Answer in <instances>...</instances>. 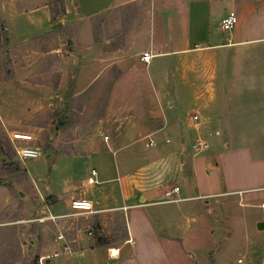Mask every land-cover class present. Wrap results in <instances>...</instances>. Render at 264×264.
Listing matches in <instances>:
<instances>
[{
    "label": "crops",
    "instance_id": "0c3cea01",
    "mask_svg": "<svg viewBox=\"0 0 264 264\" xmlns=\"http://www.w3.org/2000/svg\"><path fill=\"white\" fill-rule=\"evenodd\" d=\"M51 1L0 0V17H4L0 24L9 32L10 45L34 38L24 31L16 36L14 26L23 21L44 33L61 29L69 33L74 46L61 56L62 67L56 70L59 88L68 75L74 82L73 95L99 87L100 80L108 79L118 66L121 72L112 94L126 84L122 89L147 90L152 95L147 106H138L146 115L133 135L147 148L137 153L128 145L134 141H129L122 147L110 146L106 153H92L99 169L92 166L79 185L66 186L62 192L70 200L88 198L79 189L82 184L93 186L101 192L99 201L88 198L96 203L94 212L114 208L116 199L115 208L124 213L126 236L118 247L110 249L117 251V255L111 253L112 264L180 262L177 241L181 237L170 233L168 227H182L176 215L185 216L187 226L195 219L196 213L188 208L194 204L186 205L191 201L199 200L205 211L215 215L230 203L227 196L238 195L239 204L258 205L264 211V195L255 199L256 203L243 202H252L245 194L264 191V0H63L64 13L54 19ZM227 1L229 9H222ZM130 3L146 13L136 32L118 45L110 38L102 41L94 37L93 17ZM231 11L236 21L224 34L221 20ZM53 51L59 50L56 47ZM144 51L152 54L147 63L139 59ZM156 58L164 63L159 72L153 67ZM69 62L74 68L68 74ZM130 63L144 69H125ZM20 81L18 75L5 80L0 77L3 102L13 101L12 108L0 109V123L17 122L21 105L33 92L30 83ZM183 107L192 108L186 120L194 134L188 150L172 148L166 134L171 125H180V142H185L180 119H174L173 124L164 112ZM83 125L77 124L78 128ZM150 139L153 145H148ZM17 141L27 145L30 140ZM79 143L84 146L83 137ZM64 157L70 162L79 159L74 154ZM151 166L155 171L148 169ZM92 169L96 171L95 182L89 183ZM173 186L179 187L176 196L180 199L161 202L164 191ZM47 192L58 200L48 204L44 193L39 194L38 201L34 198L37 209L33 213L38 210L43 217H57L63 203L60 192ZM83 249L95 253L88 244L82 245ZM263 254L247 249L248 264H261ZM187 255L194 257L190 252Z\"/></svg>",
    "mask_w": 264,
    "mask_h": 264
},
{
    "label": "rangeland",
    "instance_id": "374dc122",
    "mask_svg": "<svg viewBox=\"0 0 264 264\" xmlns=\"http://www.w3.org/2000/svg\"><path fill=\"white\" fill-rule=\"evenodd\" d=\"M63 4V0L51 1L55 18L64 13ZM221 8L229 9V2L222 4ZM145 15L144 10L133 3L99 14L92 18L94 37L102 41L110 38L118 45L129 33L138 30ZM3 18L0 17L1 23ZM18 25L14 26L16 36L24 31L34 38L10 45L9 32L4 24H0V77L5 80L18 75L20 82L30 83L34 89L27 96V102L21 105L22 110L19 109V120L12 125L0 123V222H5L0 226V264H34L35 258L39 264H112L111 253L114 254L115 249H110L118 247L126 236L124 213L115 208L116 199L112 203L114 208L73 213L69 197H63L62 192L66 186L79 185L92 166L99 169L92 153H106L110 146L122 147L129 141H134L128 145L137 153L147 148L144 144L142 147L133 135L137 123L146 115L144 110L139 112L138 106H147L152 95L147 90L122 89L127 87L126 84L112 94V85L118 81L121 72L118 66L114 67L112 75L110 73L111 78L100 80L99 87H88L73 95L70 90L74 82L68 75L59 88L56 70L62 67L61 56L65 57V50L71 51L74 46L69 33L61 29L44 33L24 21ZM223 33L227 34L228 30ZM11 35L14 36L13 32ZM56 47L58 53L53 51ZM154 63V71L159 72L164 63L158 58ZM66 67L69 74L74 65L69 62ZM125 69L138 72L144 66L130 63ZM4 94V87L0 86L1 110L13 105V101L3 102ZM164 112L173 124L174 119H180L182 135L185 136V142L181 143L180 125H171L166 133L171 139L170 146L191 149L194 134L186 120L192 114V108H172ZM80 122L85 124L83 128H78ZM12 133L31 135L27 145L38 146L39 156L20 159L16 147L25 143L11 140ZM104 135H108L107 141L103 139ZM81 137L84 146L79 143ZM64 153L74 154L79 159L70 162L65 160ZM148 169L155 171L156 168L151 166ZM46 190L57 195L60 192L63 203L57 217L45 219L38 210L33 213L37 209L33 206L34 198L38 201L39 194L44 193L48 204L58 200L47 195ZM79 190L94 201L101 197V192L90 185L82 184ZM263 195L264 191L247 193L245 196L251 197L252 202H243L256 203L255 199ZM227 197L230 203L222 206V212L215 215L212 211H205L199 200L186 203L194 204L188 208L196 213L188 226L184 222L185 216H175L185 228L183 232L180 225L168 227L170 233L181 237L177 241L181 251L177 264H234L239 257H244L248 264L247 249L257 255L263 253L264 228L258 229L257 223L264 222V211L258 205L239 204L238 195ZM172 206L176 208L175 204ZM98 236L103 239L101 245L96 243ZM84 244L95 253L82 250ZM187 252L194 257H188ZM50 257L52 260L48 263L46 260Z\"/></svg>",
    "mask_w": 264,
    "mask_h": 264
},
{
    "label": "built area",
    "instance_id": "2783aa9c",
    "mask_svg": "<svg viewBox=\"0 0 264 264\" xmlns=\"http://www.w3.org/2000/svg\"><path fill=\"white\" fill-rule=\"evenodd\" d=\"M235 21H236L235 14L234 12L231 11L227 14V16H225L221 20V28L224 30H228L233 26ZM151 56L152 54L149 51H144L140 55V60L147 63L150 60ZM193 118H196V116L194 115ZM30 139H31V135L26 134V133H12L11 134V140L28 141ZM103 139L107 140L108 135H104ZM148 145H153L152 139L149 140ZM203 146H206V145L203 144ZM16 153L20 159L25 160V159L34 158V157L39 156L40 150L34 146L21 145V146L16 147ZM95 174H96V171L92 169L91 175L87 178V181L89 183L95 182V179L93 177ZM178 190H179L178 186H173L172 188L165 190L164 198L161 200V202L178 201L180 199L179 197L176 196ZM69 206L73 213H88V212L94 211L93 202L88 198H81V197L73 198L70 200ZM262 208L264 209V204L262 205ZM54 217L55 216H46L44 218L47 219V218H54ZM234 264H246L245 258L244 257L237 258ZM261 264H264V254L262 256Z\"/></svg>",
    "mask_w": 264,
    "mask_h": 264
},
{
    "label": "trees",
    "instance_id": "16d2710c",
    "mask_svg": "<svg viewBox=\"0 0 264 264\" xmlns=\"http://www.w3.org/2000/svg\"><path fill=\"white\" fill-rule=\"evenodd\" d=\"M62 11L64 12V6H63V8H62ZM55 17H54V15H53V10H52V19H54ZM96 243L98 244V245H101L102 243H103V239H102V237L101 236H98L97 237V239H96ZM34 264H39L38 263V258H35L34 259Z\"/></svg>",
    "mask_w": 264,
    "mask_h": 264
},
{
    "label": "water",
    "instance_id": "95a60500",
    "mask_svg": "<svg viewBox=\"0 0 264 264\" xmlns=\"http://www.w3.org/2000/svg\"><path fill=\"white\" fill-rule=\"evenodd\" d=\"M20 194H22V192L20 191L19 192ZM257 227L259 228V229H262V228H264V223L263 222H259L258 224H257ZM47 262L49 261V259H47L46 260Z\"/></svg>",
    "mask_w": 264,
    "mask_h": 264
},
{
    "label": "bare ground",
    "instance_id": "6f19581e",
    "mask_svg": "<svg viewBox=\"0 0 264 264\" xmlns=\"http://www.w3.org/2000/svg\"><path fill=\"white\" fill-rule=\"evenodd\" d=\"M114 251V254L113 255H117V251L116 250H113Z\"/></svg>",
    "mask_w": 264,
    "mask_h": 264
}]
</instances>
